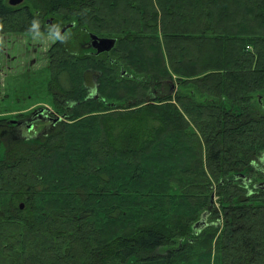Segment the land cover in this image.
<instances>
[{
	"label": "trees",
	"instance_id": "16d2710c",
	"mask_svg": "<svg viewBox=\"0 0 264 264\" xmlns=\"http://www.w3.org/2000/svg\"><path fill=\"white\" fill-rule=\"evenodd\" d=\"M35 12L113 36L121 62L61 50L56 130L14 141L0 121V264H264V0H0V26ZM214 187L223 228L194 243Z\"/></svg>",
	"mask_w": 264,
	"mask_h": 264
},
{
	"label": "rangeland",
	"instance_id": "374dc122",
	"mask_svg": "<svg viewBox=\"0 0 264 264\" xmlns=\"http://www.w3.org/2000/svg\"><path fill=\"white\" fill-rule=\"evenodd\" d=\"M27 5L28 0H25L23 4L15 6V8H23ZM40 15L42 20L40 27L32 29V32L29 31L31 27H22L23 30L13 31L10 27L0 26V121L1 125L8 126V130L3 131L1 135L14 141L40 142L44 136H48L56 130L59 121L64 120V115L67 113L64 114L57 109L51 93V83L57 69L58 53L61 50L65 49L67 54L72 55L71 61L68 60L67 64L66 59L60 55L64 64L70 68L76 64L79 66L77 68L81 69V66L84 65L83 59H91V57L104 61L103 63L106 61L121 62L120 55L114 49L109 53L98 54L92 46L93 33L100 37H110L106 36V33L96 32L88 25L77 22L76 27L69 29L63 36H57L54 34L56 26H59L60 32L69 22L53 13L44 15L36 13L34 16ZM50 19L55 28L52 24L47 23ZM1 27L3 28L1 29ZM55 31L57 32V30ZM61 37L64 39L61 40ZM115 68L119 78L122 68L120 66H115ZM123 69H126V73H134L131 68L123 66ZM122 74L124 73L122 72ZM96 76L99 78L98 73ZM171 80L173 91H178L180 84L177 75L174 74ZM76 82L80 83L78 77ZM148 93L151 94V91L149 90ZM152 93L154 96H156L155 93L162 94L159 88H154ZM89 94H93V92ZM228 107L229 110L232 109V106ZM30 126H33V129H30ZM4 153L5 147H2L0 156H3ZM193 159L191 155L182 156L179 159V165L188 164ZM203 160L205 161V156ZM257 165L259 168H264V158H261ZM263 182L264 178L254 181L258 184ZM210 205H212V214L207 218V223L216 225V230L208 229L201 238L191 233L190 238L194 240V243L203 242L202 239L207 238L213 231L218 233L217 237L221 233L223 227L219 223V219L222 218L223 208L216 187L211 193ZM205 209H201L199 212L202 213ZM200 219L201 215L198 216L196 222ZM177 246L178 244L175 245V247ZM171 248L172 245L167 244L160 251L165 253ZM201 248L202 246H198L197 250ZM205 261L202 259V264H205Z\"/></svg>",
	"mask_w": 264,
	"mask_h": 264
},
{
	"label": "water",
	"instance_id": "95a60500",
	"mask_svg": "<svg viewBox=\"0 0 264 264\" xmlns=\"http://www.w3.org/2000/svg\"><path fill=\"white\" fill-rule=\"evenodd\" d=\"M24 1L25 0H9V4L15 7V6L23 4ZM74 26H75L74 23H69L68 25L62 28V30L58 33V35L62 36L65 32H67L69 29L73 28ZM92 40H93L92 41L93 47L97 49L98 54L105 53V52L107 53L111 52L115 48L116 43H117L116 38L100 37L94 33L92 34ZM123 73L125 74L124 71ZM259 186H264V183L260 184ZM23 207L24 206L22 205L21 208ZM208 217H209V211H206L205 213H203L201 220L196 223L195 227L198 229H201V228L203 229L206 226H208V223H207Z\"/></svg>",
	"mask_w": 264,
	"mask_h": 264
},
{
	"label": "clouds",
	"instance_id": "9594fccd",
	"mask_svg": "<svg viewBox=\"0 0 264 264\" xmlns=\"http://www.w3.org/2000/svg\"><path fill=\"white\" fill-rule=\"evenodd\" d=\"M36 27H37L36 21H33L29 31L32 32V29H34ZM56 30H57V33H59V26H56ZM63 39H64V37H61V40H63Z\"/></svg>",
	"mask_w": 264,
	"mask_h": 264
},
{
	"label": "flooded vegetation",
	"instance_id": "af4514ba",
	"mask_svg": "<svg viewBox=\"0 0 264 264\" xmlns=\"http://www.w3.org/2000/svg\"><path fill=\"white\" fill-rule=\"evenodd\" d=\"M47 23L52 24V26L54 27V25H53V21H51V19H50ZM54 28H55V27H54ZM55 30H56V28H55ZM55 30H54V34H56L57 36H59L58 33H57ZM65 33H66V32H65ZM65 33H64V34H65ZM64 34H63V35H64ZM63 35H62V36H63ZM98 36H99V35H98ZM92 46H93V44H92ZM95 49H96V48H95ZM96 51H97V49H96ZM31 127H32V128H31ZM29 128H30V129H33V126H30Z\"/></svg>",
	"mask_w": 264,
	"mask_h": 264
},
{
	"label": "bare ground",
	"instance_id": "6f19581e",
	"mask_svg": "<svg viewBox=\"0 0 264 264\" xmlns=\"http://www.w3.org/2000/svg\"><path fill=\"white\" fill-rule=\"evenodd\" d=\"M24 206V204H22ZM24 208V207H23Z\"/></svg>",
	"mask_w": 264,
	"mask_h": 264
}]
</instances>
